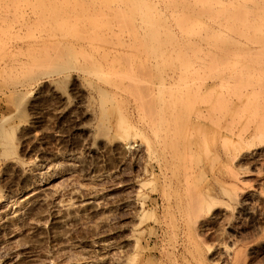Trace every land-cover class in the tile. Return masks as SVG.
Instances as JSON below:
<instances>
[{
	"label": "rangeland",
	"instance_id": "rangeland-1",
	"mask_svg": "<svg viewBox=\"0 0 264 264\" xmlns=\"http://www.w3.org/2000/svg\"><path fill=\"white\" fill-rule=\"evenodd\" d=\"M3 1L0 264H264V0H240L247 11L238 0H213L235 7L215 2L199 25L189 11L202 0ZM115 6L135 29L122 18L116 26ZM88 27L97 41L93 31L85 38ZM78 49L95 56L89 62ZM123 50L140 72L127 69ZM216 51H230L226 65ZM140 73L150 92L142 83L139 92Z\"/></svg>",
	"mask_w": 264,
	"mask_h": 264
},
{
	"label": "bare ground",
	"instance_id": "bare-ground-1",
	"mask_svg": "<svg viewBox=\"0 0 264 264\" xmlns=\"http://www.w3.org/2000/svg\"><path fill=\"white\" fill-rule=\"evenodd\" d=\"M2 1H3V0H2ZM12 1H13V3H11L12 5H13V4H17V3H15L16 0H15V1L12 0ZM12 1H8L7 3L12 2ZM32 1H33V0H32ZM38 1H39V0H38ZM145 1H147V0H145ZM183 1H184V0H183ZM183 1H182V2H183ZM187 1H188V0H187ZM191 1H192V0H191ZM224 1H225V0H224ZM254 1H255V0H254ZM254 1H253V4H254ZM259 1H260V0H259ZM3 2H4V1H3ZM18 2H19V1H18ZM28 2H29V1H28ZM215 2H217V4H216V6L214 7V3H215ZM227 2H228V1H227ZM239 2L241 3V1L238 0V4H237V3H236V4H237V5H241V4L244 5V3L239 4ZM121 3H122V1H121ZM191 3H192V2H191ZM228 3H231V1H229ZM228 3H225V2H222V1L202 0V1H200L199 3H197V4L193 7V10H192V6H191V11H189L190 9L188 10L189 12H193V14H194L193 17H192V20H191L190 22H192V23H197V24L199 25V23L201 22V21L199 20V17H198L199 15H205V14H206V15H212L213 7H214V9H221L225 4H228ZM232 3H233V2H232ZM232 3H231V5H233ZM234 3H235V2H234ZM257 3H258V2H257ZM257 3H256V5H258ZM260 3H261V2H260ZM5 4H6V3H5ZM22 4H23V3H22ZM117 4H118V3H117ZM170 4H171V2H170ZM186 4H187V3H186ZM245 4H246V3H245ZM248 4H249V3H248ZM9 5H10V4H9ZM12 5H11V6H12ZM228 5H229V4H228ZM242 5H241V7H240V6H239V7L242 8V7H243ZM254 5H255V4H254ZM1 6H2V5H1ZM22 6H23V5H22ZM172 6H173V5H172ZM172 6H171V7H172ZM177 6H178V5H177ZM233 6L235 7V4H234ZM246 6L248 7L247 4L244 5L245 8H246ZM250 6H251V5H250ZM258 6H260V5H258ZM2 7L5 8V5H3ZM13 7H14V6H13ZM40 7H41V6H40ZM117 7H118V6H115V7H114V9L116 8V9L119 10V12H118V10H116V12H115V15H116V13H118V14L115 16V17H116V21H117V25H116V24H115V25H116V26H123V25L129 24V26L132 27L133 24H132V22H131V23L129 22L130 18L128 19V17H129L130 15L128 14V15H129L128 17H127V15H126V17H127L128 20H127L126 18L123 19L122 17L125 16V14H127V13H125L124 15L121 14V15L119 16V14H120V12H121V11H120L121 8L119 7V8H120V9H119V8H117ZM180 7H181V8H184V7H182V5H181ZM180 7H179V8H180ZM226 7H227V5H226ZM228 7H229V6H228ZM261 7H264V4H261V6L259 7V9H262ZM4 8H3V9H4ZM14 8H15V7H14ZM29 8H30V7H29ZM41 8H42V7H41ZM164 8H165V7H164ZM245 8H242V9L245 10ZM249 8H250V7H249ZM249 8H246V11H247V9H249ZM20 9H21V8H20ZM172 9H173V7H172ZM223 9H224V7H223L221 10L223 11ZM242 9H241V10L238 9V10H240V11L243 12ZM252 9H253V7H252ZM37 10H38V9H37ZM225 10H226V9H225ZM229 10H231V9H229ZM253 10L256 11V7H255ZM8 11H9V10H8ZM11 11H12V10H11ZM20 11H21V10H20ZM35 11H36V10H35ZM122 11H123V9H122ZM170 11H171V10H170ZM176 11H177V10H176ZM183 11H184V10H183ZM235 11L237 12V10H234V12H235ZM5 12H7V11H4V13H5ZM9 12H10V11H9ZM25 12H26V10H25ZM37 12H38V11H37ZM58 12H59V11H58ZM58 12H57V13H58ZM92 12H93V14L95 13L94 11H91V14H92ZM96 12H97V11H96ZM99 12L102 13V11H99ZM124 12H125V10L123 11V13H124ZM230 12H231V11H230ZM236 12H235V13H236ZM242 12H241V14H240V12H238L239 14H237V15H241V16H239V17H241V18H242V15L244 14V13H242ZM256 12H257V11H256ZM258 12H259V11H258ZM258 12H257V14L259 15ZM262 12H263V11H262ZM7 13H8V12H7ZM14 13H15V12H14ZM100 13H99V15H101V16H100L101 18H99L98 20H100V19L102 20V19L104 18V15H103V17H102V14H103V13L105 14L106 12L104 11L102 14H100ZM107 13H108V12H107ZM107 13H106V14H107ZM113 13H114V12H113ZM113 13H112V10H111V14H113ZM121 13H122V12H121ZM157 13H158V11H157ZM250 13H252V12H250ZM253 13H254V12H253ZM1 14H2V13H1ZM34 14H35V13H34ZM58 14L60 15V13H58ZM61 14H62V13H61ZM65 14H66V13H65ZM65 14H64V15H65ZM68 14H69V13H68ZM70 14H71V12H70ZM74 14H75V12L73 13V16H74L73 19L77 17L76 14H75V15H74ZM88 14H90V13H88ZM187 14H188V12H187ZM215 14H216V13H214L213 15L215 16ZM223 14H224V13H223ZM229 14H231V13H229ZM232 14H233V13H232ZM260 14H261V13H260ZM5 15H6V14H5ZM20 15H21V14H20ZM94 15H95V14H94ZM99 15H96V16H99ZM136 15H137V14H136ZM139 15H141V14H139ZM180 15H181V14H180ZM217 15H220V14L217 13ZM227 15H228V14H227ZM245 15H246V12H245ZM245 15H244V17H245ZM0 16H1V15H0ZM6 16H7V15H6ZM12 16H13V15H12ZM60 16H61V15H60ZM66 16H67V14H66L64 17H66ZM70 16L72 17V15H70ZM75 16H76V17H75ZM86 16H87V15H86ZM107 16L109 17V15H107ZM170 16H171V15H170ZM175 16H176V15H175ZM182 16H183V15H182ZM214 16H213V17H214ZM223 16H224V15H223ZM225 16H226V15H225ZM249 16H250V15H248V18H246V17H245V18L249 20V18L251 17V16H250V17H249ZM263 16H264V15H263ZM52 17H53V16H52ZM91 17H92V16H91ZM105 17H106V16H105ZM117 17H119V19H118ZM141 17H144V16L142 15ZM177 17H178V16H177ZM186 17H187V15H186ZM219 17H221V16H219ZM237 17H238V16H237ZM254 17H255V16H252V20H253ZM256 17H257V16H256ZM3 18H4V17H3ZM67 18H68V17H67ZM77 18H78V17H77ZM77 18H76V20H74V21H77V22L80 21V19L78 20ZM120 18H122L123 20H125L126 22L128 21V22L126 23L125 21H122ZM179 18H180V17H179ZM209 18H210V17H209ZM211 18H212V17H211ZM217 18H218V17H217ZM260 18H261V17H260ZM70 19H71V18H70ZM73 19H72V20H73ZM110 19H111V18H110ZM117 19H118L119 21H121V23H120ZM182 19H183V18H182ZM221 19H222V18H221ZM239 19H240V18H239ZM239 19H238V20H239ZM243 19H244V18H243ZM33 20H34V19H33ZM36 20L38 21V19H36ZM43 20H44V19H43ZM101 20H100V21H101ZM103 20H104V19H103ZM103 20H102V22H104ZM106 20H107V18H106ZM106 20H105V21H106ZM111 20H113V19H111ZM111 20H110L109 22H111ZM133 20H134V19H133ZM137 20H139V19L137 18ZM148 20H149V18H148ZM214 20H216V19H214ZM222 20H223V19H222ZM222 20H221V22H220L221 24H222ZM224 20H225V19H224ZM224 20H223V21H224ZM248 20H247V21H248ZM30 21H31V20H30ZM66 21L68 22V21H71V20H69V18H68V20L66 19ZM84 21H85V20H84ZM84 21H83V22H84ZM100 21H99V22H100ZM218 21H219V20H218ZM218 21H217V22H218ZM255 21H256V19H255ZM20 22H21V21H20ZM33 22H34V21H33ZM35 22H36V21H35ZM83 22H81V24H82ZM122 22H123V23H122ZM154 22H155V21H154ZM159 22H160V21H159ZM234 22H235V21H234ZM256 22H257V21H256ZM258 22H259V20H258ZM29 23H30V22H29ZM29 23H28V24H29ZM31 23H32V22H31ZM31 23H30V25H31ZM36 23H37V22H36ZM36 23H35V24H36ZM38 23H39V22H38ZM40 23H43V22L41 21ZM45 23H46V22H45ZM45 23H44V24H45ZM73 23H74V22H73ZM104 23H105V22H104ZM106 23H107V22H106ZM113 23H114V22H113ZM113 23H111V24H113ZM124 23H126V24H124ZM133 23H134V22H133ZM137 23H139V22H137ZM140 23H141V20H140ZM167 23H168V22H167ZM186 23H187V22H186ZM228 23H229V22H228ZM242 23H243V22H242ZM249 23H250V21H249ZM249 23H247L248 26L250 25ZM26 24H27V23H26ZM26 24L24 23L25 26H26ZM70 24H71V22H70ZM76 24H79V22H78V23L75 22V25H76ZM83 24H84V23H83ZM83 24H82V25H83ZM119 24H121V25H119ZM152 24H154V23H152ZM204 24H206V23H204ZM209 24H210V23H209ZM224 24H227V23L224 22V23H223V26H224ZM231 24H233V22L230 21V24H229V25H231ZM239 24H240V23H239ZM239 24H237V25H239ZM245 24H246V23H245ZM36 25H37V24H36ZM86 25H87V22H86ZM95 25H96V24H95ZM115 25H113V26H115ZM192 25H193V24H192ZM206 25H207V24H206ZM240 25H241V24H240ZM243 25H244V24H243ZM243 25H241V26H243ZM255 25H256V24H255ZM0 26H1V25H0ZM8 26H9V25H8ZM27 26H28V25H27ZM31 26H32V25H31ZM31 26H30V27H31ZM40 26H41V25H40ZM69 26H70V25H69ZM77 26H78V25H77ZM79 26H80V25H79ZM116 26H115V27H116ZM251 26H252V24H251ZM4 27H5V26H4ZM9 27H10V26H9ZM72 27H73V26H72ZM82 27H83V29L85 28L84 25H83ZM82 27H81V28H82ZM125 27H126V26H124V28H125ZM133 27H134V26H133ZM142 27H143V26H142ZM164 27H165V26H164ZM199 27H200V26H199ZM208 27H209V26H208ZM212 27H213V26H212ZM214 27H215V26H214ZM226 27H227V26H225V28H226ZM21 28H22V27H21ZM36 28H37V27H36ZM47 28L49 29V27H47ZM47 28H46V31H47ZM52 28H53V27H52ZM88 28H90V27H88ZM112 28H114V27H112ZM121 28H122V27H121ZM127 28H128V26H127ZM151 28H152V27H151ZM200 28H203V27H200ZM204 28H205V27H204ZM204 28H203V29H204ZM210 28H211V26H210ZM210 28H209V29H210ZM216 28H219V27H216ZM238 28H239V27H238ZM246 28H247V27H246ZM252 28H253V27H252ZM254 28H256V27H254ZM254 28H253V30H254ZM258 28H260V29L262 28V29L264 30V22H263V21H262V23L259 22V24H258ZM30 29H32V28H30ZM30 29H29V30H30ZM79 29H80V28H79ZM83 29H80V30H79V34L81 33V31H87V28H85L86 30H85V29L83 30ZM114 29H115V28H114ZM114 29H113V30H114ZM119 29H120V28H119ZM125 29H126V28H125ZM134 29H135V27H134ZM153 29H154V28H153ZM184 29H185V28H184ZM189 29L191 30V28H189ZM197 29H198V28H197ZM205 29H206V28H205ZM209 29H207V30H209ZM232 29H234V28H232ZM239 29H241V28H239ZM247 29H248V31H249V28H247ZM36 30H37V29H36ZM38 30H39V28H38ZM52 30H53V29H52ZM89 30H91V32L88 31L89 33L86 34V35H87V37H85L86 39L88 38V35H89L90 33H92V31H93V34L95 33V31H96V35L99 34V33H97V29H95V31H94L93 28H90ZM105 30H106V29H105ZM185 30H186V29H185ZM220 30H222V29H220ZM235 30H237V28H236ZM235 30H233V31L235 32ZM253 30H252V31H253ZM255 30H256V29H255ZM258 30H259V29H258ZM27 31H28V30H27ZM46 31L44 30V32H46ZM136 31H137V30H136ZM165 31H166V30H165ZM177 31H178V30H177ZM201 31H203V30H201ZM222 31H223V30H222ZM230 31H231V30H230ZM237 31L239 32V30H237ZM0 32H1V31H0ZM41 32H42V31H41ZM50 32H51V31H50ZM117 32H120V31H119V30H118V31L115 30V32H113V33L115 34V33H117ZM126 32H128V29H127ZM126 32H125V33H126ZM130 32H133V33H134V31H131V30H130V31H129V34H130ZM173 32H174V31H173ZM208 32H209V31H208ZM225 32H226V31H225ZM102 33H104V30H102ZM122 33H123V32H122ZM125 33H123V34H125ZM170 33H171V32H170ZM183 33H184V32H183ZM209 33H211V32H209ZM217 33H218V31H217ZM243 33H245V31H244ZM247 33H248V32H247ZM253 33L255 34L254 31H253ZM253 33H252V34H253ZM261 33H262V32H261ZM29 34H30V33H29ZM46 34H47V33H46ZM48 34H49V35H48L49 37H50V36L52 37L53 35H56L57 33L51 35V33L48 32ZM93 34H90V35L93 36ZM104 34H106V33H104ZM108 34H109V33H108ZM127 34H128V33H127ZM134 34H135V33H134ZM141 34H142V33H141ZM201 34H203V33H201ZM252 34L250 33V34H246V35H247V37H248L249 35H252ZM3 35H4V34H3ZM57 35H58V34H57ZM57 35H56V36H57ZM80 35H81V34H80ZM84 35H85V32H84V34L82 35V37H83ZM94 35H95V34H94ZM96 35H95V36H96ZM156 35H157V34H156ZM195 35H196V34H195ZM221 35H222V33H221ZM223 35H224V34H223ZM235 35H236V34H235ZM238 35H239V34H238ZM256 35H257V34H256ZM259 35H260V33H259ZM42 36H43V35H42ZM58 36H59V35H58ZM61 36H62V34H61ZM119 36H122V35L120 34ZM127 36H129V35H127ZM231 36H233V35H231ZM262 36H263V35H262ZM54 37H55V36H54ZM98 37H100V35H99V36H96L97 39H95L94 36L91 37V39H93V40L95 39L94 41H97V40L99 39ZM122 37L125 38L126 36H125V37L122 36ZM162 37H163V36H162ZM162 37H161V39H162ZM175 37H176V36H175ZM195 37H196V36H195ZM197 37H198V35H197ZM242 37H243V36H242ZM252 37H253V35H252ZM258 37H259V36H258ZM29 38H31V37H29ZM77 38H78V37H77ZM89 38H90V36H89ZM101 38H102V37H101ZM177 38H178V36H177ZM228 38H229V37H228ZM234 38H236V37H234ZM255 38H257V37H255ZM23 39H24V37H23ZM42 39H43V38H42ZM102 39H103V38H102ZM102 39H101V40H102ZM112 39H113V38H111V40H112ZM119 39H120V37H119ZM126 39H127V37H126ZM131 39H132V38H131ZM131 39H130V40H131ZM137 39H138V41L140 40V38H137ZM189 39H190V38H189ZM253 39H254V38H253ZM56 40L59 41V42H56L55 44H58V45H59V44H60V40H58V39H56ZM93 40H92V41H93ZM128 40H129V39H128ZM128 40H127V41H128ZM152 40H153V39H152ZM177 40H178V39H177ZM191 40H192V39H191ZM239 40H240V39H239ZM251 40H252V39H251ZM251 40H250V41H251ZM257 40H258V38H257ZM46 41H47V40H46ZM53 41H55V40H53ZM102 41H103V40H102ZM102 41H101V42H102ZM120 41H121V40H120ZM131 41H132V40H131ZM175 41H176V39H175ZM187 41H188V40H187ZM213 41H214V39H213ZM221 41H222V40H221ZM241 41H242V40H241ZM25 42H27V41H25ZM30 42H32V41H30ZM47 42H49V41H47ZM61 42H62V40H61ZM103 42H104V41H103ZM132 42H133V41H132ZM140 42H141V40H140ZM154 42H155V41H154ZM172 42H173V41H172ZM185 42H186V41H185ZM200 42H201V41H200ZM259 42H260V41H259ZM87 43H89V42H87ZM105 43H106V41H105ZM116 43H117V42H116ZM127 43H128V42H127ZM156 43H157V42H156ZM218 43H220V42H218ZM7 44H8V43H7ZM43 44H44V42H43ZM43 44H42V45H43ZM51 44H53V43L51 42ZM62 44H63V43H62ZM68 44H69V43H68ZM92 44H93V43H92ZM92 44H91V45H92ZM114 44H115V42H114ZM114 44H113V45H114ZM139 44H140V43H139ZM167 44H168V43H167ZM174 44H176V43L174 42L173 45H174ZM201 44H202V43H201ZM211 44H212V43H211ZM233 44H234V43H233ZM42 45H41V46H42ZM76 45H77V44H76ZM78 45H79V44H78ZM95 45H98V44H95ZM140 45H143V42H142ZM202 45H203V44H202ZM214 45H215V44H214ZM218 45L220 46V44H218ZM262 45H264V44H262ZM5 46H6V45H5ZM39 46H40V45H39ZM41 46H40V49H41ZM44 46H45V45H44ZM44 46H43V47H44ZM46 46H47V45H46ZM46 46H45V47H46ZM53 46H54V45H53ZM59 46H60V45H59ZM62 46H64V44H63ZM79 46H80L81 50L84 49V50H83V53L87 51V50L85 51V48L82 47L81 45H79ZM87 46H88V45H87ZM135 46H136V44H135ZM199 46H200V45H199ZM199 46H197V47H199ZM219 46H218V47H219ZM21 47H22V46H21ZM21 47H20V48H21ZM30 47H31V46H30ZM34 47H35V46H34ZM50 47H51V46H50ZM55 47L57 48V45H56ZM92 47H94V44H93ZM98 47H99V46H98ZM124 47H126V46H124ZM128 47H130V48L132 47V48H133L134 46H132V43H131V44L128 45ZM140 47H141V46H140ZM205 47H206V46H205ZM215 47H216V46H215ZM215 47H214V48H215ZM221 47H223V46H221ZM252 47H253V46H252ZM47 48H48V47L44 48V50H46ZM56 48H55V49H56ZM78 48H79V47H78ZM82 48H83V49H82ZM135 48H136V47H134V49H135ZM143 48H145V46H144ZM143 48H142V49H143ZM162 48H165V45H164V47H162ZM173 48H174V47H173ZM175 48H176V47H175ZM181 48H182V47H181ZM199 48H200V47H199ZM219 48H220V47H219ZM224 48H225V47H224ZM224 48H223L222 50H225ZM228 48H229V47H228ZM230 48H231V47H230ZM230 48H229V50H230ZM233 48H234V47H233ZM17 49H18V47H17ZM21 49H22V48H21ZM33 49H34V48H33ZM38 49H39V48H38ZM40 49H39V50H40ZM51 49H52V48H51ZM58 49H59V48H58ZM58 49H57V50H58ZM76 49H77V48H76ZM98 49H99V48H98ZM98 49H97V50H98ZM100 49H102V48H100ZM100 49H99V50H100ZM112 49H113V48H112ZM142 49H141V50H142ZM171 49H172V48H171ZM209 49H212V48H210V46H209ZM209 49H208V50H209ZM220 49H221V48H220ZM259 49H260V47H259ZM22 50H23V49H22ZM29 50H31V49H29ZM35 50H37L36 47H35V49H34V52H35ZM48 50H49V49H47V52H48ZM53 50H54V49H53ZM57 50L54 51V53H56ZM59 50H60V49H59ZM81 50L79 51V49H78V52H79V53H80V52L82 53ZM106 50H108V49H106ZM136 50H137V49H136ZM141 50H140V51H141ZM196 50H197V48H196ZM203 50H204V49H203ZM231 50H232V49H231ZM233 50H234V49H233ZM239 50H240V48H239ZM50 51H51V50H50ZM66 51H67V50H66ZM220 51H221V50H220ZM235 51H236V50H235ZM254 51H255V48H254ZM256 51H259V50H256ZM21 52H22V51H21ZM23 52H24V50H23ZM34 52H33V53H34ZM39 52H41V50H40ZM45 52H46V51H44V56H46V55H45ZM99 52H100V51H99ZM101 52H102V51H101ZM110 52H111V51H110ZM126 52H129V51H126ZM143 52H144L145 54L148 53L147 50H145V49H143ZM156 52H157V51H156ZM174 52H175V51H174ZM210 52L213 53V52H215V51H213V50L211 51V50H210ZM218 52H219V51H218ZM218 52L216 51V53H215L213 56L217 55ZM224 52H226V50H225ZM224 52H223V53H224ZM231 52H232V51H231ZM236 52H237V51H236ZM241 52H242V51H241ZM19 53H20V52H19ZM62 53H64L63 50H62L61 53L59 52L58 54L61 55ZM65 53H67V52H65ZM76 53H77V52H76ZM83 53L80 54V55H82V57H84L85 60H86L87 58H89V62L91 61L90 57L92 58V57L95 56V54H90V55H94V56H90V57H89V55H88L89 53H88V52H87L88 54L85 53V56H84ZM113 53H114V52H113ZM130 53H134V52L131 51ZM205 53H206V49H205ZM229 53H230V51H228V52L226 53L227 56H230V55H228ZM239 53H240V51L238 52V54H239ZM253 53H254V52H253ZM261 53L263 54V51H261ZM5 54H6V53H5ZM29 54H30V53H29ZM49 54H50V52H49ZM58 54H56V55L58 56ZM67 54H68V53H67ZM86 54H87V58H85V57H86ZM99 54H100V53H99ZM123 54H124V55H123V56L121 55V57H122V58L125 57V58H123L124 61H125V63H127L126 60H128V61L131 63V65H132V64H133L132 62H134V59H132L133 61L131 62V60H130L131 58L129 59V56H128L129 53L126 54V53L124 52V50H123ZM125 54H126V55H125ZM135 54H136V53H135ZM167 54H168V52H167ZM181 54H182V53H181ZM209 54H210V53H209ZM226 54H225V55H226ZM232 54H234V52H232ZM262 54H261V55H262ZM42 55H43V54H42ZM133 55H134V54H132V56H133ZM157 55H158V54H157ZM204 55H205V54H204ZM225 55H222V54L219 55V54H218L219 57H222V56L224 57ZM259 55H260V54H259ZM25 56H26V55H25ZM44 56H43V57H44ZM47 56H48V55H47ZM47 56H46V58H47ZM51 56H52V55H51ZM51 56H49V57H51ZM171 56H173V55L171 54ZM181 56H182V55H181ZM184 56H185V55H184ZM202 56H203V55H202ZM218 56H217V59L219 60ZM234 56H235V55H234ZM246 56L248 57V55H246ZM0 57H1V56H0ZM41 57H42V56H41ZM43 57H42V60L45 59V58H43ZM66 57H68V56H66ZM110 57H111V56H110ZM143 57H144V60H145V62H146L145 64H146V66H147L146 57H145L144 55H143ZM215 57H216V56H215ZM215 57H214V58L210 57V60H211V59H212V60L216 59ZM223 57H222V58H223ZM55 58H56V57H55ZM69 58H70V56H69ZM95 58H97V57H95ZM95 58H94V59H95ZM107 58H108V56H107ZM112 58H113V57H112ZM158 58H160V57H158ZM225 58H227V57H224V60L222 61L223 63H224V61H227L229 57L227 58V60H226ZM1 59H2V58H1ZM1 59H0V60H1ZM52 59H53V58H52ZM52 59H50V61H51ZM59 59H61L60 56H59ZM63 59H64V58H63V56H62V59H61V60H63ZM92 59H93V58H92ZM164 59H165V58H164ZM204 59H205V58H204ZM217 59H216V60H217ZM231 59H232L233 61L236 60V59H234V58H231ZM231 59H230V60H231ZM245 59H247V58H245ZM245 59H244V60H245ZM34 60H35V59H34ZM38 60L41 61V59H38ZM82 60H83V58H82ZM85 60H84V61H85ZM97 60H100V61H101V59H98V58H97ZM107 60L110 61V59H107ZM168 60H169V59H168ZM206 60H207V59H206ZM216 60H215V61H216ZM230 60L228 61V63H230ZM232 60H231V61H232ZM249 60H250V59H249ZM262 60H263V59H262ZM31 61H32V60H31ZM43 61H45V60H43ZM84 61H83V62H84ZM87 61H88V60H87ZM92 61H93V60H92ZM94 61H95V60H94ZM94 61H93V62H94ZM140 61H143V60H140ZM233 61H232V62H233ZM237 61H238V60H236V63H237ZM239 61H241V60H239ZM22 62H23V61H22ZM24 62H25V61H24ZM35 62H36V61H35ZM46 62H47V61H46ZM48 62H49V61H48ZM53 62H54V60H53ZM55 62H58V63H55ZM55 62H54V64H58V65L61 64V65H60L61 68L63 67V66H62V65H63L62 63H65V62H63V61H62V63L59 62V61H56V59H55ZM98 62H99V61H98ZM106 62H107V61H106ZM36 63H37V62H36ZM36 63H35V64H36ZM50 63H51V62H50ZM66 63H67V62H66ZM86 63H87V62H86ZM86 63H84V64H86ZM94 63H95V62H94ZM94 63H93V64H94ZM130 63H129V65H128V63H127V66H128L127 69H128L129 71L132 70V68H133V70H134V69H137V70H138V67H137L138 65L135 66V67H137V68H134V67L131 68V67H129V66H130ZM137 63H139V61H138ZM142 63H143V62H142ZM142 63H141V64H142ZM211 63H212V62H211ZM216 63H218V61H217ZM216 63H215V64H216ZM225 63H226V62H225ZM225 63H224V64H225ZM245 63H246V62H245ZM262 63H263V62H262ZM30 64H31V63H30ZM30 64H29V65H30ZM35 64L33 63L34 67H35ZM37 64H38V63H37ZM39 64H40V62H39ZM41 64H42V62H41ZM45 64H46V63H45ZM88 64H89V63H88ZM91 64H92V62H91ZM93 64H92V67L96 65V64H95V65H93ZM110 64H111V63H110ZM141 64L139 63L140 67H141ZM176 64H177V63H176ZM219 64H220V62H219ZM233 64H234V62H233ZM247 64H248V62H247ZM252 64H253V63H251V65H252ZM50 65H51V64H50ZM52 65H53V64H52ZM100 65H101V63L99 62V66H100ZM106 65H107V64H106ZM142 65H143V64H142ZM216 65H217V64H216ZM216 65H215V67H216ZM225 65H226V64H225ZM15 66H16V64H15ZM39 66H40V65H39ZM65 66H66V65H65ZM65 66H64V67H65ZM101 66H102V65H101ZM101 66H100V67H101ZM110 66H111V65H110ZM110 66H109V67H110ZM116 66H117V65H116ZM144 66H145V65H144ZM146 66H145V67H146ZM150 66H151V65H150ZM199 66H200V65H199ZM218 66H219V65H218ZM218 66H217V68H218ZM233 66H234V65H233ZM240 66H241V65H240ZM240 66H238V67H240ZM45 67H46V66H45ZM47 67H48V66H47ZM50 67H51V66H49V68H50ZM58 67H59V66H58ZM86 67H87V64H86ZM95 67H97V69H101V68H98V65H96ZM95 67H94V68H95ZM109 67H108V68H109ZM145 67H143V68H145ZM147 67H148V66H147ZM147 67L145 68L146 71L144 70L145 73L142 71V70H143L142 67H141V71H142L144 74L147 73L148 76H149V73L151 74V70H150V69H152V68H149V67L147 68ZM178 67H179V66H178ZM254 67H255V66H254ZM21 68H22V67H21ZM21 68H20V69H21ZM25 68H26V67H25ZM61 68H60V70H61ZM65 68H67V67H65ZM102 68H103V67H102ZM112 68H113V67H112ZM112 68H111V69H112ZM125 68H126V67H125ZM165 68H166V67H165ZM228 68H229V67H228ZM228 68H227V69H228ZM241 68H243V67L241 66ZM258 68H260V67H258ZM261 68H262V66H261ZM261 68H260V69H261ZM26 69H27V68H26ZM34 69H35V68H34ZM50 69H51V68H50ZM52 69H53V68H52ZM54 69H55V68H54ZM54 69H53V70H54ZM85 69H86V68H85ZM116 69H117V67H116ZM116 69H115V71H118V72H119L120 68H119V70H118V69L116 70ZM147 69H149V70H148L149 72L147 71ZM227 69H226V70H227ZM229 69H230V68H229ZM229 69H228V70H229ZM231 69H232V68H231ZM263 69H264V66H263ZM263 69H261V70H263ZM43 70H44V69H43ZM43 70H42V72H43ZM57 70H58V69H57ZM87 70H88V69H87ZM113 70H114V69H113ZM133 70H132V71H133ZM166 70H167V69H166ZM171 70H173V69H171ZM171 70H169V71H171ZM178 70H179V69H178ZM185 70H186V69H185ZM195 70H197V69H195ZM226 70H225V71H226ZM252 70H253V69H252ZM12 71H13V70H12ZM33 71H34V70H33ZM39 71H40V69H39ZM54 71H55V70H54ZM58 71H59V70H58ZM88 71H90V70H88ZM95 71H96V70H95ZM102 71H104V70L101 69L100 71H97V72H99V74H100V72H102ZM110 71H111V70H110ZM110 71H109V72H110ZM115 71H114V72H115ZM120 71H121V70H120ZM129 71H128V72H129ZM135 71H136V70H135ZM135 71H133V72H135ZM223 71H224V70H223ZM239 71H241V70H239ZM242 71H243V70H242ZM242 71H241V72H242ZM254 71H255V70H254ZM92 72H93V71H91L90 74H92ZM97 72H96V73H97ZM118 72H116V73H118ZM121 72H122V71H121ZM138 72H140V68H139V70L137 71V73H138ZM167 72H168V71H167ZM174 72H175V71H174ZM226 72H227V71H226ZM248 72H249V70H248ZM260 72H261V71H260ZM102 73H104V72H102ZM106 73H107V71H106ZM116 73H115V74H116ZM119 73H120V72H119ZM137 73H135V74L137 75ZM143 73H142V74H143ZM165 73H166V72H165ZM165 73H164V74H165ZM176 73H178V72H176ZM253 73H254V72H253ZM261 73L263 74L264 72H261ZM34 74H35V73H34ZM36 74H37V73H36ZM97 74H98V73H97ZM107 74L109 75L110 73H107ZM113 74H114V73H113ZM113 74H112V75H113ZM115 74H114V75H115ZM124 74H125V72H124ZM124 74H121V73H120V75H123V76H120V75H117V74H116V75H117V76H120V77H122V78L124 79V76L127 74V75H126V78H127V77H130V78H127V80L129 79V80H128L129 83L132 82V83H131L132 86H133V85H136V84L138 83V82H136V84H135V82L132 81V78H131L132 75L129 76L128 73H126L125 75H124ZM129 74H130V73H129ZM135 74H134V77L136 76ZM140 74H141V73H140ZM140 74H139V75H140ZM142 74H141V77H139V75L136 76V78L139 77L138 79H136V81H137V80H140V78H141V79L146 78L147 75L144 76V74H143V76H144V78H143V77H142ZM168 74H170V73H168ZM173 74H174V73H173ZM221 74H222V73H221ZM227 74H228V73H227ZM231 74H232V73H231ZM238 74H239V72H238ZM238 74H237V75H238ZM258 74H259V73H258ZM58 75H59V74H58ZM93 75H94V74H93ZM100 75H101V74H100ZM100 75L98 76L99 78L101 77ZM104 75H105V73H104ZM215 75H216V74H215ZM255 75H256V74H255ZM148 76H147V77H148ZM150 76H151V75H150ZM150 76H149V77H150ZM183 76H184V75H183ZM238 76H239V75H238ZM259 76H261V75L259 74ZM26 77H27V76H26ZM149 77L146 78V79L149 80V79H150ZM151 77H152V76H151ZM173 77H175V75H174ZM27 78H28V77H27ZM107 78H108V77H107ZM112 78H113V77H112ZM175 78H177V77H175ZM113 79H114V78H113ZM115 79H116V78H115ZM146 79H144V81L141 80V82L139 81V84L142 83L143 87H145L144 85H147V87H145V88H146V90H148L147 92H150V91H149L150 89L148 88L149 85H148V83H147V82H150V81H146ZM263 79H264V78H263ZM27 80H28V79H27ZM102 80H103V79H102ZM109 80H110V79H109ZM117 80L120 81L119 79H117ZM133 80H134V79H133ZM150 80H151V79H150ZM111 81H112V80H110V83H111ZM118 81H117V82H118ZM169 81H170V80H169ZM112 82H113V81H112ZM133 82H134V83H133ZM252 82H253V81H252ZM263 82H264V81H263ZM114 83H115V81H114ZM114 83H113V84H114ZM120 83L123 84L122 82H120ZM144 83H147V84H144ZM253 83H254V82H253ZM259 83H260V82H259ZM125 84L127 85L128 83L126 82ZM131 84H129V85H131ZM118 85H119V84H118ZM123 85H124V84H123ZM113 86L115 87L116 84L113 85ZM127 86H128V85H127ZM127 86H125V89H126V88H129V86H128V87H127ZM138 86H140V87H138ZM152 86H153V85H152ZM92 87H93V86H92ZM123 87H124V86H123ZM130 87H131V86H130ZM137 87L139 88V92H140L141 90H143V88L141 87V84H140V85H137ZM255 87H256V85H255ZM261 87H263V86L261 85ZM101 88H102V87H101ZM103 88H105V87H103ZM103 88H102V89H103ZM117 88H118V86H117ZM132 88H134V87H132ZM141 88H142V89H141ZM145 88H144V89H145ZM102 89H100L101 94H102V92H103V93H106V91L104 92V90H106V88L103 89V91H102ZM119 89H122V88H119ZM125 89H124V90H125ZM135 89H136V91H138L136 87L134 88V90H135ZM255 89H256V88H255ZM107 90H109V89H107ZM262 90H263V89H262ZM109 92H110V91H109ZM109 92H108V93H109ZM111 92H112V91H111ZM115 92H116V91H115ZM153 92H154V91H153V89H152V92H151V93H153ZM118 93H119V92H117V94H118ZM151 93H146V94H148V96H149ZM120 95H121V93H120ZM109 96H110V93H109ZM150 96H151V95H150ZM108 98H110V97H108ZM148 98H149V97H148ZM142 99H143V98H141L140 101H142V104H144V103H143V100H144V99H143V100H142ZM103 101H104V100H103ZM113 101H114V100H113ZM113 101H112V102H113ZM145 101H146V100H144V102H145ZM106 102H107V101H106ZM103 104H104V102H103ZM139 104L142 105L141 102H140ZM104 105H105V104H104ZM108 105H109V104H108ZM149 106H150V105H148V107H149ZM104 108L106 109L105 106H104ZM105 109H104V111H105ZM104 113H105V112H104ZM121 118H123V117H121ZM121 118H120V121L124 122L123 119L121 120ZM125 118H126V117H125ZM152 119H153V117L151 118V120H152ZM154 120H155V118H154ZM126 122H127V121H126ZM151 122L153 123L154 121H151ZM120 124H121V123H120ZM197 124H198V123H197ZM1 125H2V124H1ZM151 125H152V124H151ZM153 125H154V124H153ZM153 125H152V126H153ZM1 127H2V126H1ZM4 127H5V126H4ZM133 127H134V126H133ZM125 128H126V127H125ZM125 128H124V129H125ZM126 129H127V128H126ZM126 129H125V131H126ZM153 129H154V128H153ZM166 130H167V129H166ZM162 131H163V130H162ZM3 132H4V130H3ZM139 133H140V132H139ZM127 134H128V133H127ZM170 135H172V134H170ZM120 136H122V135H120ZM168 138H169V137H168ZM262 138H263V137H262ZM124 140H125V139H124ZM263 141H264V139H263ZM124 145H125V144H124ZM128 145H129V143H128ZM130 145H131V144H130ZM130 145H129V146H130ZM131 146H132V145H131ZM255 174H256V173H255ZM35 195H38L37 197L40 198V197H39V194H35ZM40 195L43 196V194H40ZM44 196H45V195H44ZM33 198H34V197H33ZM44 198H46V197H44ZM44 198L42 197V198H40V199H43V200H44ZM34 199H36V197H35ZM40 199H39V200H40ZM31 200H32V199H31ZM37 200H38V199H37ZM37 200H35V201H37ZM32 201H33V200H32ZM35 201H34V202H35ZM44 201L47 202V199L44 200ZM34 202H33V203H34ZM36 203H39V202H36ZM68 203H71V202H68ZM68 203H67V204L65 203V204L68 205ZM39 204H41V203H39ZM39 204H38V205H39ZM34 205H35V203H34ZM66 205H65V206H66ZM70 205H71V204H70ZM35 206H36V205H35ZM35 206H34V207H35ZM40 206H41V205H40ZM68 206H69V205H68ZM68 206H66V208H69ZM61 207H62V206H61ZM66 208H65V209H66ZM30 209H31V208H30ZM66 210L68 211V209H66ZM261 243H262V242H261ZM261 243H260V244H261Z\"/></svg>",
	"mask_w": 264,
	"mask_h": 264
}]
</instances>
